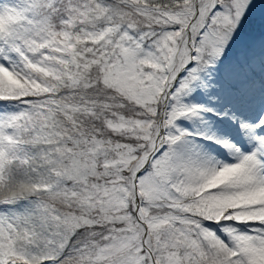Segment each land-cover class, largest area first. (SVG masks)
<instances>
[{"label":"snow or ice","instance_id":"1","mask_svg":"<svg viewBox=\"0 0 264 264\" xmlns=\"http://www.w3.org/2000/svg\"><path fill=\"white\" fill-rule=\"evenodd\" d=\"M0 264H264V0H0Z\"/></svg>","mask_w":264,"mask_h":264}]
</instances>
